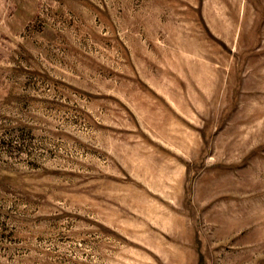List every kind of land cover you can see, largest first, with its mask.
Segmentation results:
<instances>
[{
	"label": "rangeland",
	"instance_id": "rangeland-1",
	"mask_svg": "<svg viewBox=\"0 0 264 264\" xmlns=\"http://www.w3.org/2000/svg\"><path fill=\"white\" fill-rule=\"evenodd\" d=\"M0 264H264V0H0Z\"/></svg>",
	"mask_w": 264,
	"mask_h": 264
}]
</instances>
